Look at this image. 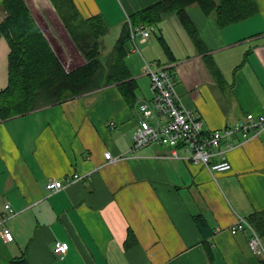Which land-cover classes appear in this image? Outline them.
<instances>
[{
    "label": "crops",
    "instance_id": "1",
    "mask_svg": "<svg viewBox=\"0 0 264 264\" xmlns=\"http://www.w3.org/2000/svg\"><path fill=\"white\" fill-rule=\"evenodd\" d=\"M1 1L0 19L5 16ZM28 1L35 4L34 15L45 32L52 34L44 21L48 16L37 6L51 1ZM155 1L74 0L84 17L101 13L105 19L109 8L101 2L121 4L122 22ZM188 13L206 51H199L178 15L160 23L174 61L164 51L165 60L161 52L150 55L154 43L139 36L137 43L150 60L143 56L142 71L136 74L128 62L141 90L133 106L111 84L0 117V264L20 256L30 264H261L248 235L233 232L231 225L238 216L264 210V129L230 138L235 146L226 150L231 167L225 171L171 158L167 145L152 143L131 151L139 105L152 98L145 60L171 66L181 102L202 118L206 129L245 121L248 113L264 114V0L255 15L224 27L198 5ZM139 50L131 48L136 72ZM9 52L0 28V91L8 85ZM211 60L222 83L209 68ZM106 151L122 158L110 162ZM75 174L80 177L64 188L46 187L50 180ZM7 204L13 213L7 212ZM5 228L12 240L5 238ZM57 241L68 242L69 249L57 253Z\"/></svg>",
    "mask_w": 264,
    "mask_h": 264
},
{
    "label": "trees",
    "instance_id": "2",
    "mask_svg": "<svg viewBox=\"0 0 264 264\" xmlns=\"http://www.w3.org/2000/svg\"><path fill=\"white\" fill-rule=\"evenodd\" d=\"M50 1L85 62L68 68L28 0H2L5 16L0 19V28L10 47L8 85L0 91L2 119L67 101L111 84H117L126 102L133 106L138 100V84L127 61L132 28L143 24L155 31L156 26L174 12L199 51L204 52V42L188 13L190 6L198 5L206 15H214L221 27L247 19L259 11V0H157L124 20L111 53L104 58L101 47L110 28L103 14L84 17L74 0ZM157 37L169 61H174L176 58L164 35ZM209 68L222 83V73L213 60ZM247 218L262 237L264 210L253 212ZM196 219L202 229L207 227L201 215ZM260 258L264 264V259ZM8 264L30 263L25 256H20Z\"/></svg>",
    "mask_w": 264,
    "mask_h": 264
},
{
    "label": "built area",
    "instance_id": "3",
    "mask_svg": "<svg viewBox=\"0 0 264 264\" xmlns=\"http://www.w3.org/2000/svg\"><path fill=\"white\" fill-rule=\"evenodd\" d=\"M151 30H154L153 27L143 24L132 28L134 50L139 49L136 44L138 37L143 41L148 40ZM144 71L151 78L152 98L139 105L141 117L131 151L152 143L167 145L170 147L168 156L171 158H184L202 164L211 171H225L231 167L226 159V150L235 146V142L230 138L238 132L249 137L264 129V114L253 113H248L246 120L237 124L220 129H206L202 118L181 102L170 65L145 60ZM180 150H183L185 155L182 156ZM105 157L110 162H117L122 158L120 155L114 156L110 151L105 152ZM215 157L217 160L212 161ZM79 177V174H75L67 180H50L46 187L56 191ZM6 208L7 212L13 213L14 210L9 204ZM231 229L233 232L247 234L251 251L264 259V241L247 217L238 216ZM4 236L7 240L14 237L7 228L4 229ZM68 249V242H56L57 253L63 254Z\"/></svg>",
    "mask_w": 264,
    "mask_h": 264
},
{
    "label": "rangeland",
    "instance_id": "4",
    "mask_svg": "<svg viewBox=\"0 0 264 264\" xmlns=\"http://www.w3.org/2000/svg\"><path fill=\"white\" fill-rule=\"evenodd\" d=\"M31 2V1H30ZM34 6V9L36 8L35 4L33 2H31ZM103 3L105 6H107L109 8V10L106 13V21L109 25L110 31L109 33L104 37L103 39V43H102V47H101V53L102 56L104 58L108 57L109 54L111 53V50L113 49V46L120 34L119 31V25H120V29H121V24L124 23L121 21V18L124 17V14H122L120 12V8H122L121 4L119 6V4H114L111 2H101ZM39 6V9L44 10V14L46 13V15L48 16L47 20L44 21H48L47 23H49L52 26V34L49 35L52 43L54 44V47L57 49V51L59 52V54L61 55L62 59L64 61H66V63L68 64V68H72L75 67L83 62H85V57L82 55V53L80 52V50L78 49V47L75 45L73 39L71 38L68 30L66 29V27L64 26L62 20L58 17L57 15V11H55V9L53 8V4L50 3L49 1H45V3L43 2V4H39V2L37 3ZM38 8V7H37ZM123 10V8H122ZM36 12V10H34ZM108 12H111V15H108ZM37 14V12H36ZM170 16H176V13H169L162 21L166 20L165 22H169L167 21L168 18H170ZM161 21V22H162ZM166 27V25L164 26ZM160 24L159 26H156L155 31L151 30V36L149 39V42L154 43V47H151L149 49V54L153 55L157 52H161V54L163 55L161 58L163 60H165V55L163 53V49L158 41V37L157 35H160L162 33L161 29H160ZM47 31V30H46ZM132 43V44H131ZM130 43V47L132 48V46L134 47V43L133 41ZM139 44V51H136V55L137 58H139V61L137 64H135L136 66H138V71L136 72L134 69V65L132 64V60H134V55L132 54V51L129 52V56H128V62L132 68V71L136 74L142 71V64H143V56L147 59L150 60V55L144 50V48L142 47V45H140V41L138 40ZM175 74L177 75L176 71ZM146 79V82H149L150 84V78L147 75H143ZM142 80V79H141ZM139 80V83H141ZM141 86V84H140ZM142 87V86H141ZM150 88V87H149ZM151 91V90H150ZM137 93L140 94L141 90L138 89ZM143 93V92H142ZM262 239L264 241V235L262 236Z\"/></svg>",
    "mask_w": 264,
    "mask_h": 264
},
{
    "label": "bare ground",
    "instance_id": "5",
    "mask_svg": "<svg viewBox=\"0 0 264 264\" xmlns=\"http://www.w3.org/2000/svg\"><path fill=\"white\" fill-rule=\"evenodd\" d=\"M134 43V42H133ZM136 44H137V42H136ZM138 45V44H137Z\"/></svg>",
    "mask_w": 264,
    "mask_h": 264
}]
</instances>
